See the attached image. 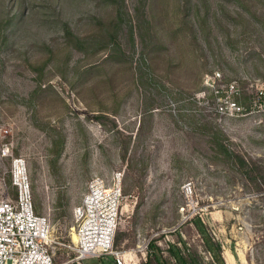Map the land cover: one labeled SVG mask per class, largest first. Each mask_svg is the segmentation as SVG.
<instances>
[{
    "label": "rangeland",
    "instance_id": "obj_1",
    "mask_svg": "<svg viewBox=\"0 0 264 264\" xmlns=\"http://www.w3.org/2000/svg\"><path fill=\"white\" fill-rule=\"evenodd\" d=\"M16 157L57 264L115 170L127 260L264 264V0H0V198Z\"/></svg>",
    "mask_w": 264,
    "mask_h": 264
},
{
    "label": "built area",
    "instance_id": "obj_2",
    "mask_svg": "<svg viewBox=\"0 0 264 264\" xmlns=\"http://www.w3.org/2000/svg\"><path fill=\"white\" fill-rule=\"evenodd\" d=\"M9 154L8 144L2 147ZM14 192L0 198V264H57L50 250L51 223L35 208L31 179L24 158L11 164ZM122 172L111 176L93 175L79 204L74 208L76 240L72 246L78 264L85 259L112 255L118 264H134L133 257L115 248L122 199Z\"/></svg>",
    "mask_w": 264,
    "mask_h": 264
},
{
    "label": "trees",
    "instance_id": "obj_3",
    "mask_svg": "<svg viewBox=\"0 0 264 264\" xmlns=\"http://www.w3.org/2000/svg\"><path fill=\"white\" fill-rule=\"evenodd\" d=\"M208 240L210 242L208 243V246L212 249L213 256L216 259H218L221 264H226L223 257L221 256V243L218 240H216L214 236H212V239H208ZM150 249L151 250L148 253V257L146 261H144L142 264H168L162 252L159 250V246L155 243L154 240L150 242ZM171 249L179 264H191L189 263L185 255L182 253L179 246L173 244ZM85 261L86 262L91 261L93 262V264H118L112 255L102 256L100 258L97 257L87 258L85 259Z\"/></svg>",
    "mask_w": 264,
    "mask_h": 264
},
{
    "label": "bare ground",
    "instance_id": "obj_4",
    "mask_svg": "<svg viewBox=\"0 0 264 264\" xmlns=\"http://www.w3.org/2000/svg\"><path fill=\"white\" fill-rule=\"evenodd\" d=\"M74 240H76V235L74 236Z\"/></svg>",
    "mask_w": 264,
    "mask_h": 264
}]
</instances>
